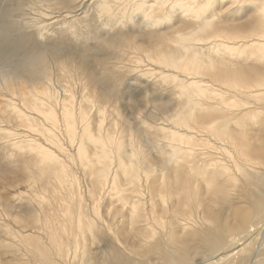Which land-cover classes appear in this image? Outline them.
<instances>
[{
  "label": "bare ground",
  "instance_id": "bare-ground-1",
  "mask_svg": "<svg viewBox=\"0 0 264 264\" xmlns=\"http://www.w3.org/2000/svg\"><path fill=\"white\" fill-rule=\"evenodd\" d=\"M76 1L41 0L14 16L8 8L10 22L0 20V39L10 35L21 53L0 59V92H8L0 106V264H190L186 236L262 228L264 0L97 2L101 17L144 29L140 40L131 32L104 42V76L138 74L160 85L154 102L125 110L75 102L73 82L69 89L55 80L60 65L70 77L88 74L86 54L72 63L32 44L39 22L66 17L64 5ZM163 10L170 15L154 17ZM117 59L129 68L107 67ZM155 109L148 119L144 110ZM246 238L247 253L231 238L203 264H223L219 256L258 264L264 243L256 250L259 239Z\"/></svg>",
  "mask_w": 264,
  "mask_h": 264
},
{
  "label": "rangeland",
  "instance_id": "rangeland-1",
  "mask_svg": "<svg viewBox=\"0 0 264 264\" xmlns=\"http://www.w3.org/2000/svg\"><path fill=\"white\" fill-rule=\"evenodd\" d=\"M84 1V3L81 5V3L77 0L72 6L69 7V10L68 6L64 5L69 13L66 17L59 16L55 21L46 19L39 22L37 37L36 39L31 40L32 44L40 45L41 47L52 51L51 55L67 58L72 63H74L75 57L80 59L81 55L85 56L86 54V56L89 58L90 68L88 74H84L83 72L76 70L74 71L72 77H70L68 65H60L57 72L54 74L55 80L56 78H60V80L64 82L65 86L69 89H71L70 84L73 82L72 94L75 102H78L79 100L84 102L85 99H90L103 107L118 106L123 107L122 109L124 110L128 104L138 107L137 105H145L147 101L154 102L152 98L153 94H156L154 93L155 91H159L160 85L155 83L153 79L151 81H147V79L143 80V78L138 74L124 73L120 81L119 79L107 77L111 74L110 71L106 73L107 76H104V69L106 68L104 63V55L107 52V49L104 47V42L108 43V45H111L117 38H122L124 35L131 32H134V34L138 36V40H140V35L144 32V29L141 30L139 28L140 23L138 22L136 25H132L124 20H119L116 22V20L111 19V17H101V10L97 6V2L100 0ZM34 6L39 8L41 6V0H0V20L6 24L10 22V15H7L8 8L10 9V14L14 16L16 11L33 8ZM30 14V18H35L32 17L33 15H36L35 12H31ZM47 14H49L48 10L46 11V15ZM169 15L170 14L168 10L154 13V17L158 18H164L165 16ZM52 17L53 16L50 18ZM110 20L113 22L115 21V23H111ZM71 25H74L77 28L78 33L75 32V29ZM178 25V23L174 22L172 24L164 25V28H166V31H168L177 27ZM20 27H22V25ZM5 28L8 30L7 26ZM11 31L13 34H17L16 29ZM81 34H86L87 37H81ZM7 38L13 41H7ZM100 40L102 42H99ZM0 42L4 47H12L14 49V51H11L6 48H2L0 51V59L4 60L3 55L21 56L16 41L10 35L3 37L2 34ZM63 53H71L72 56L66 57ZM15 61L19 63L31 62V66L36 63L31 59ZM116 62L123 70H127L129 68L127 61L118 62V59L117 61L114 60L107 62V67H112ZM77 66L78 68L82 69L81 65L78 64ZM63 74L65 75L64 78L62 77ZM105 77H107L106 81L104 80ZM60 89L57 90L60 92V94H62ZM6 93H8L6 90H4L2 93L0 92V106L6 103V100L3 99ZM147 93L149 95H147ZM7 99L10 100V97L8 96ZM172 101L173 100L171 99L164 98L162 99L163 103L160 102V104H169L172 103ZM160 111L161 109H155L152 112L144 110V113L148 119H151L154 118ZM138 118L141 119V116H138ZM205 194L206 191L203 192L202 196H205ZM114 205L116 210L121 209V203L116 202ZM209 206H211L210 200L206 202L203 208ZM261 214L264 215V210H262V208ZM111 219L115 220L114 225H117L121 220L120 218L115 219L113 216H111ZM223 219L230 220V218H226L224 215H222L221 220ZM197 222L200 223L202 227H209V224H207L204 220L198 219ZM236 229H238V231L231 233L232 235L226 236L223 239H220L218 236H205L198 238L186 236L185 240L188 243H191L195 248L192 253H188L190 255V264H192V262L193 264H203L205 260H208L214 256V254L210 255V252H214L221 242L224 241L227 243L231 240V238H240L242 240L244 245L241 253H247L248 249H250L248 247V239L246 238L247 234H254L255 239H259L256 250L259 249V247L262 245V242L264 243V226L262 228H252L250 224H246L244 226L236 227ZM107 240L108 238L101 245L104 249L106 248L105 245L107 244ZM224 259V256H219V262L223 261V264H232V261ZM244 264H252V262L249 260V262L245 261ZM258 264H264V257L258 261Z\"/></svg>",
  "mask_w": 264,
  "mask_h": 264
},
{
  "label": "snow or ice",
  "instance_id": "snow-or-ice-1",
  "mask_svg": "<svg viewBox=\"0 0 264 264\" xmlns=\"http://www.w3.org/2000/svg\"><path fill=\"white\" fill-rule=\"evenodd\" d=\"M101 7L103 8V7H105V5H101ZM109 264H111V262H109ZM116 264H120V262L117 261Z\"/></svg>",
  "mask_w": 264,
  "mask_h": 264
}]
</instances>
